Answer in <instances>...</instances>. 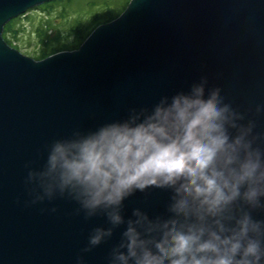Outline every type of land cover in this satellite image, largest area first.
Wrapping results in <instances>:
<instances>
[{"label":"water","instance_id":"water-1","mask_svg":"<svg viewBox=\"0 0 264 264\" xmlns=\"http://www.w3.org/2000/svg\"><path fill=\"white\" fill-rule=\"evenodd\" d=\"M49 1L0 0V264H74L91 228L106 224L72 215L68 200L54 201L52 214L25 206V165L42 167L45 144L77 126L122 121L202 75L242 111L264 102V0H130L77 49L35 59L4 39V27ZM257 120L264 129V116ZM169 199L167 190L137 192L125 218L136 207L166 215ZM125 226L85 264H107Z\"/></svg>","mask_w":264,"mask_h":264},{"label":"clouds","instance_id":"clouds-1","mask_svg":"<svg viewBox=\"0 0 264 264\" xmlns=\"http://www.w3.org/2000/svg\"><path fill=\"white\" fill-rule=\"evenodd\" d=\"M264 102L240 110L202 75L187 91L132 108L95 130L74 127L45 144L42 167L25 165V206L72 215L91 228L74 264L126 225L107 264H264ZM170 192L167 214L124 202L149 189ZM48 205H51L49 207Z\"/></svg>","mask_w":264,"mask_h":264},{"label":"rangeland","instance_id":"rangeland-1","mask_svg":"<svg viewBox=\"0 0 264 264\" xmlns=\"http://www.w3.org/2000/svg\"><path fill=\"white\" fill-rule=\"evenodd\" d=\"M53 1L55 2L49 1L51 4L42 3L16 17L18 19L15 21H9L7 34L12 47L35 58L37 50L42 47V39L55 41L60 38L61 41H72V36L79 32L78 23L85 26L94 19L96 13L108 11L111 6L119 8L124 0Z\"/></svg>","mask_w":264,"mask_h":264},{"label":"trees","instance_id":"trees-1","mask_svg":"<svg viewBox=\"0 0 264 264\" xmlns=\"http://www.w3.org/2000/svg\"><path fill=\"white\" fill-rule=\"evenodd\" d=\"M130 0H124L122 1L121 7L119 8H115V7H110L108 11H104V12H98L94 15V19L92 18L91 21L88 22V26L85 25L83 26L82 23H78V28H79V32L78 34H76L74 36H72V41L71 39L68 41H61L60 38L56 39L55 41L53 40H47L42 39L40 44H41V48H39V50H37V57L35 56L36 59H43L53 53H56L58 51L61 50H72V49H76L78 48L83 41L88 37V35L100 24L103 23H107L113 19H115L116 17H118L127 7L128 3ZM55 2V1H52ZM47 4H51V2H47ZM18 18H14L12 19L10 22L15 21ZM10 22H8L5 25L4 28V39L10 44L12 45L11 41L9 40L8 37V31H9V24Z\"/></svg>","mask_w":264,"mask_h":264}]
</instances>
